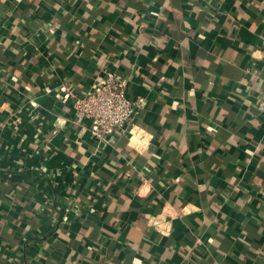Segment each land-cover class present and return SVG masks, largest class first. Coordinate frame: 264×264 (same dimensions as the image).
Returning <instances> with one entry per match:
<instances>
[{"label": "crops", "instance_id": "crops-1", "mask_svg": "<svg viewBox=\"0 0 264 264\" xmlns=\"http://www.w3.org/2000/svg\"><path fill=\"white\" fill-rule=\"evenodd\" d=\"M260 102L264 0H0V264H264Z\"/></svg>", "mask_w": 264, "mask_h": 264}, {"label": "built area", "instance_id": "built-area-1", "mask_svg": "<svg viewBox=\"0 0 264 264\" xmlns=\"http://www.w3.org/2000/svg\"><path fill=\"white\" fill-rule=\"evenodd\" d=\"M126 85L125 79L105 70L84 94L78 97L67 92L65 98L71 99L76 118L88 122L91 135L103 141L115 130L129 125L144 104L142 98H127ZM257 110L264 113V102L258 104Z\"/></svg>", "mask_w": 264, "mask_h": 264}]
</instances>
